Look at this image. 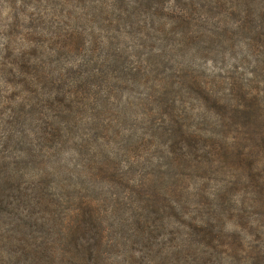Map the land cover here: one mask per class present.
Returning a JSON list of instances; mask_svg holds the SVG:
<instances>
[{
    "label": "trees",
    "instance_id": "16d2710c",
    "mask_svg": "<svg viewBox=\"0 0 264 264\" xmlns=\"http://www.w3.org/2000/svg\"><path fill=\"white\" fill-rule=\"evenodd\" d=\"M80 1L86 0H74L71 10H62L61 18L53 13L45 28L38 29L56 40L53 54L42 52L39 59L35 45L18 52L1 48L0 70L8 66L11 76L9 82L8 78L0 81L20 88L23 100L17 107L23 132L15 136V130L5 137L22 138L24 146L17 153L28 170L29 163H63L67 160L61 157L64 146H74L65 152L70 156L80 146L87 147L95 133L81 132L77 125L81 108L90 112L91 122L96 121L115 106L125 105V91L141 87L146 96L144 102L131 99L137 103L130 127L104 125L122 134L121 155L119 146H105L113 157L87 158L93 167L112 170L117 194L110 196L107 206L88 196L83 204L79 202L82 206L73 208L61 191L41 186L40 179L34 181L35 173L26 179L15 156L10 160L2 156L0 264H205L218 248L216 264L227 258H236V264L264 260V227L260 218L251 220L249 215L255 206L264 208V99L231 76L225 77L228 82L219 80L225 88L221 92L216 83L196 81L192 69L182 72V64L176 70L166 68L168 55H185L163 44L174 27H181L180 45L185 41L198 45L204 35L216 34L214 29L201 32L191 25L194 19L206 18L199 12L206 0H101L100 6H105L100 12L107 22L102 31L95 30L94 23L103 15L77 9ZM242 1L236 11L232 5L221 6V14L237 15L238 24H251L260 47L261 42L264 45V0ZM83 23L90 25V33L80 26ZM158 42L162 54L168 51L162 66L151 61L161 51L154 52ZM131 48L137 53H131ZM76 56L81 59L74 61ZM177 76H184L190 87L202 90L205 101L217 106L213 119L204 123L197 117L199 110L191 112L197 118L190 117L183 82ZM164 82L172 86L162 88ZM145 104L149 111L143 112L145 126L139 128L138 109ZM94 137L104 146L103 138ZM184 170L187 207L184 196L171 198L160 189L169 182L174 185L179 175L184 179ZM233 190L238 192L232 194ZM226 214L236 227L230 230L228 242L218 228L219 222L226 224ZM219 237L223 243L216 245ZM204 239L207 242H201ZM193 245L198 247L191 251Z\"/></svg>",
    "mask_w": 264,
    "mask_h": 264
},
{
    "label": "rangeland",
    "instance_id": "374dc122",
    "mask_svg": "<svg viewBox=\"0 0 264 264\" xmlns=\"http://www.w3.org/2000/svg\"><path fill=\"white\" fill-rule=\"evenodd\" d=\"M62 1L63 2H61V0H0V55H2L1 48L3 47L5 48L4 50L8 52H18L30 45L37 46L36 56L39 59L42 52L53 54L55 48H57V43L56 45L53 43L56 42V40L47 32H44L45 34L39 33V30L45 28V21L51 20L53 13L55 17L61 18L60 13L62 10L66 13L72 9L74 0ZM210 1L211 0H206L204 6L199 9L200 14L205 13L206 18L204 20L194 19L191 21V25L192 28H197L201 32L214 29L216 34L213 33L210 37L204 35V42L198 45H194V43L190 41H185V44L183 43L180 45L177 44V36L181 34V27H174L170 38L163 44L167 49L171 47L174 53H184L185 55L184 58H181V56L177 58L175 55H168L171 59L166 62V68L176 70L178 64H182L184 67L182 72L192 69L193 74L198 76L196 81L200 83H216L215 88L220 87L221 92L224 91L225 88H223L222 81L219 83V80H226L228 82L225 77L231 76V78L244 86L250 85L251 88L255 92H259L264 99L263 43H260V47L257 46L256 34L251 24H238L237 15L226 18L221 14V6L225 7L232 5V10L236 11L240 6L238 4H241L243 1L234 0V3L231 4L228 2L225 5L218 4L220 1L217 2V0ZM100 2L101 0L80 1L77 3V9L82 11L88 10L91 14L96 11L97 15H101L100 8L105 5L100 6ZM89 4H94V6H96L95 8H90ZM194 15L197 16V14ZM102 17V19L95 20V30L99 29L102 31L106 28L107 22L104 19V15ZM188 17L187 15V18ZM178 22L180 23L182 20ZM175 24L173 23L172 26H176ZM80 26L85 27L86 31L90 33V25L83 23L80 24ZM158 45L159 46H155L154 52H157L158 49H161V51L159 55L152 57L151 61L153 63H159L162 66L168 51L162 54L163 46H161L162 44L160 42H158ZM130 51L131 53H137V50L134 48H131ZM80 59L81 56H76L74 61ZM7 68L8 66L0 70V79L3 78L7 80L8 78L9 82L11 74L7 71ZM153 68H155V66H153ZM157 70L159 71L160 67H158ZM183 77L184 76L179 78L177 76L176 79L179 80V82L181 79L183 82L181 89L185 94V97L182 95L184 98L185 111L190 113V117L192 118L200 117L204 123L209 122V118H214V112L218 109L217 106L211 101H205L201 93L202 90L200 92L199 90L197 91L195 86L190 87ZM158 82L159 81H157V84ZM164 85L172 86L169 82H164L162 88ZM145 96L146 93L142 92L141 87L137 85L133 86L131 91L124 92L123 100H125V105L121 103L115 106L108 111L105 116H101L93 122H91L92 119H90V112L81 108L76 118L77 125L81 132L95 131L94 134H96L98 138H103L102 142H105L104 146L102 143H98L99 141H96L97 139L93 134V138L89 141L87 147L83 145L80 146V149L70 156L65 152L73 149L74 146L72 144L64 146L61 157L62 159H67L65 162L59 164L48 162V165H45V163L41 165L29 163L30 169L28 170L25 159L17 153L18 150H22L24 146L22 138L19 137L17 140L13 141L11 138L5 137L9 133L12 134L15 130V136L23 132L24 124L17 121V117L22 113L17 110V107L23 102L22 93L20 92V88L16 87L15 84L0 81V160H2V156H6L9 160L15 156L16 165L18 169L24 168L25 176L27 175L26 179H28L30 173H35L34 181L40 179L41 186H53L57 191H61L63 195L70 200L73 208L82 206L88 196L94 199L95 202L107 206L110 204V196L112 194H117L115 191L117 190V185L111 176L112 170L107 169L105 166L93 167L88 164L87 158L89 156H99L105 159L107 155L113 157L112 154L105 152V146H110L113 149L119 146V156L121 155L123 147L120 145L122 143L120 137L122 134H114L117 129L112 125L118 124L120 129H128L131 125L132 115L135 113L133 105L137 103L131 99L144 102ZM167 97H171L169 92ZM148 107L147 104L143 105V109L139 106L138 118L140 121L143 120V112L149 111ZM196 110L200 111V115L197 117L191 116V112H195ZM207 110H209L210 113ZM12 111H14L13 117L11 116ZM157 116L160 119L164 118L162 114H157ZM109 123L112 125L106 128L104 125ZM143 126H145V123L141 121L139 128ZM125 144L126 141L123 142V145ZM87 149L90 150V152H88ZM128 151L133 152L132 149ZM124 160L125 157L123 156L121 163H123ZM39 173L41 176H39ZM170 173H172V171ZM186 173L187 171L184 170V179L179 175L174 185L171 182H169V185H160V189L166 191L171 198L175 196L177 199H180L184 196V207H187L188 204L186 200L187 187H185ZM197 174L201 175L202 170L199 169ZM153 176H150V178H153ZM168 177L169 176L164 177V179ZM208 181L209 180L205 178H200V182ZM77 189H80L79 194H76ZM237 192L238 190H233L232 194ZM79 198H83V201H80ZM198 198L200 197H196V199ZM252 213L249 212V215L252 217L251 220L260 218L261 221L259 224L264 227V208L255 206L252 209ZM223 217L226 220V224L219 222L218 228L221 232L223 231V239L228 242L230 241V230L236 227L231 221L228 222L227 214ZM107 222H109V220H107ZM90 233L92 235V232ZM178 236L179 238L184 237L182 234H178ZM195 239H199V237L195 236ZM201 242H207V240L204 239L201 240ZM215 243L216 245H220L223 241L219 237L216 239ZM200 246L204 248L203 243H200ZM196 247H198V245H193L191 251H194ZM220 250L219 248L216 249L214 251L215 257L212 256V258L206 260L205 264H216L215 259H218L217 252ZM188 262L183 261L182 264H189ZM220 263L236 264L237 261L236 258H227L222 259ZM256 263L264 264V260H259L258 258ZM239 264H245V262L239 260Z\"/></svg>",
    "mask_w": 264,
    "mask_h": 264
}]
</instances>
